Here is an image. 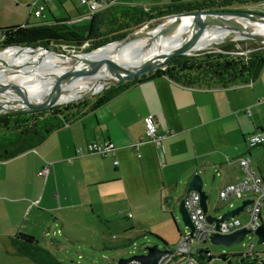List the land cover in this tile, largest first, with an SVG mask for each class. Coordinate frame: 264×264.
<instances>
[{"label": "crops", "instance_id": "crops-1", "mask_svg": "<svg viewBox=\"0 0 264 264\" xmlns=\"http://www.w3.org/2000/svg\"><path fill=\"white\" fill-rule=\"evenodd\" d=\"M21 1L27 5L30 0ZM113 1L148 10L172 0ZM79 5V11L63 18L70 26L91 21L86 6ZM52 18L51 13L46 19ZM9 25L13 24L3 26ZM262 97L264 65L252 80L225 87L186 85L160 75L130 85L55 129L34 148L0 159V264H60L54 258L52 263H36L19 253L11 239L18 233L31 235L51 253L45 244L47 232L52 227L59 232V221L60 233L66 222L78 219L97 230L125 224L122 229L129 235L141 230L136 226L140 222L173 219L174 207L194 173L216 181L218 194L241 179L237 162L241 155L248 156L251 168L264 181V142L246 144L249 135L264 134ZM148 113L162 136L158 143L144 140L142 119ZM102 140L115 146L107 156L84 154L67 161L76 146ZM140 140L136 149L130 147ZM46 163L47 175H37ZM160 223L154 228L159 235Z\"/></svg>", "mask_w": 264, "mask_h": 264}, {"label": "trees", "instance_id": "trees-1", "mask_svg": "<svg viewBox=\"0 0 264 264\" xmlns=\"http://www.w3.org/2000/svg\"><path fill=\"white\" fill-rule=\"evenodd\" d=\"M263 1L193 0L181 2L172 0L148 10L133 3H114L104 11L93 14L90 23L81 27L68 25V19H46V17L42 18L43 21L31 25L25 22L24 26L18 24L0 26V48L27 44L47 46L50 42L61 44L67 41L81 42L82 44L88 40L86 51H90L107 44L110 40L123 38L133 29L140 28L149 20L161 19L168 14L195 9H238V5ZM26 7L29 5L27 4ZM106 26L109 29L119 28L115 32H122L114 35V37H108V33H100V30ZM85 29L88 32L86 38H71L81 34ZM229 47V44L221 47L214 46L190 56L175 55L161 68L111 86L96 94L92 100L88 98L78 101L74 104L75 107L71 112H63L62 107L64 106H56L44 110H17L0 114V159H8L34 148L55 129L73 122L86 112L96 109L130 85L160 75H165L186 85L221 87L238 82H247L255 78L264 65V49L255 47L246 55H240L236 58H230L229 54L218 51V49L229 50ZM149 234L153 236V234ZM154 236L161 243L166 244L160 237ZM11 239L19 253L29 256L36 263L54 262L52 255L41 247L33 236L18 233ZM230 256L234 257V264H255V260L264 264V253L253 249H250L246 255L244 252L230 255L222 253L219 257L230 264ZM197 257L202 260L206 258L205 255H197Z\"/></svg>", "mask_w": 264, "mask_h": 264}, {"label": "water", "instance_id": "water-1", "mask_svg": "<svg viewBox=\"0 0 264 264\" xmlns=\"http://www.w3.org/2000/svg\"><path fill=\"white\" fill-rule=\"evenodd\" d=\"M187 17H192L193 20L185 30L186 33L182 39L177 41L172 47L163 51L161 54L147 61H138L135 59L132 60L121 56H117L115 58L108 55L92 54L95 49L101 48L105 44L90 51L77 53L59 51L41 44L13 45L15 47L29 49L31 52L41 51L43 55L45 52L54 54L64 61L69 67L67 70L59 73L55 77L53 87L50 89L47 96L41 100L33 97L25 87L21 88L14 83L6 85L4 82L5 77L0 75V112L53 108L68 102L76 101L86 96L98 94L111 86L126 81L129 78L154 71L158 68H161L173 56L187 53V49L191 47L192 43L197 38H199V36L201 37V35L209 26L217 25L219 28V26H222V24L234 25L239 23L237 19L247 20L264 25V12L233 8L195 9L166 15L165 18H168L169 21L165 26L162 27V29L156 31V33H152L156 27L152 30H134L129 32L123 38L114 40V42L121 44L124 41L140 37H150L152 40L159 42L160 39L167 36L182 19ZM161 22H163V20ZM244 33H246L244 34V37H249L264 42V36L256 33H249L247 31H244ZM11 67L23 75L41 77L34 73V69H25V67L20 65L19 61L14 59L0 61V70ZM77 76H86L89 78L91 80L89 88L87 90H79L77 96L68 99L72 93L70 89L62 97V94L65 90L63 87H60L62 83L71 82ZM190 191H195L199 194V203L203 209V212L206 213V221L208 223L214 222L217 228L220 222L238 215L246 205L251 203V199H243L239 205L221 213L218 217H216L207 213V194L203 190V178L201 174L194 173L187 182L185 193ZM177 209L184 226L189 228L188 234L191 236L193 234L194 226L190 220L182 198H180L177 202ZM251 232L252 231L250 229L240 228L227 234L213 233L209 237V241L212 244L229 246L242 241L245 234ZM252 233L256 236L257 244L264 243L263 221H261V223ZM144 250L145 252L142 254L132 255L130 257L120 259L118 264H124L131 260L137 261L139 264H158L161 258L170 252L166 244L158 246L156 243L145 246ZM205 252V249L199 250V253ZM211 259V256L207 258L208 261Z\"/></svg>", "mask_w": 264, "mask_h": 264}, {"label": "rangeland", "instance_id": "rangeland-1", "mask_svg": "<svg viewBox=\"0 0 264 264\" xmlns=\"http://www.w3.org/2000/svg\"><path fill=\"white\" fill-rule=\"evenodd\" d=\"M80 8L81 6L79 5V0H52L50 2H47L44 14L47 15L46 18H51L52 13V16L55 19H63L68 15H73L75 11H79ZM238 9L264 12V1L259 3L248 2L242 5H238ZM164 18L165 16L161 19L149 20L140 28L133 29V31L152 30ZM15 21L17 23H13ZM39 21L41 22L43 20L41 18L34 17L31 14L30 8L26 7V5L21 0H0V26L6 24H18L24 26L25 22H27L28 25H31ZM116 30H119V28L109 29L108 26H106V28L100 30V33H108V37H114V35L120 34V32H122H115ZM87 34L88 32L85 29L81 34L71 38L82 39L86 38L85 36ZM112 41L114 42V40H110L109 42ZM88 42V40L87 42H83L82 44L81 42L77 44L76 42L70 41L61 44L50 42L47 47L59 51L77 53L85 52ZM228 44L230 45V47L228 48L229 50L218 49V51L229 54L230 58H236L240 55H246L243 53L245 49H253L255 47L264 49V42L262 41L249 37L235 38L233 36H229L225 39H222L221 41L213 42L206 47L200 48L196 51L184 53L183 55L190 56L200 51L208 50L214 46L221 47L227 46ZM66 92H68V89L64 90L62 95L64 96ZM78 92H72L71 94H78ZM95 95L86 96L76 101L68 102L59 106H64L62 107L63 112H71L75 107L74 104H76L78 101H83L88 98L92 100ZM13 111L0 112V114ZM201 176L203 178V190L207 194V213L213 216H219L221 213L229 210L231 207L218 198V194L215 188L216 181L212 183L211 178L208 175L204 174ZM248 196V193H244L240 196H234V198H236V200L233 201L234 207L239 205L241 200L247 198ZM169 213L170 209H167L165 215H169ZM245 216L246 215L244 213H241L239 217L241 218V220H244ZM262 219L264 223V206L262 207ZM77 220L78 219H72L70 220V222H66L65 228L61 233V221L57 223L58 227H56L59 232H56V229L54 227H52V229L47 232L45 244L48 248L51 249L50 254L59 263L61 262L60 264H118V261L120 259H124L132 255L142 254L143 252H145L144 247L147 245L156 243L158 246H162L163 243H161L154 235L158 237L160 236L162 240L167 244V247H173L179 240V232L184 233L187 231V227L184 226L181 220V216L178 212L177 206L174 207L173 219L169 217V220L167 221H158L154 219V221L150 223L140 222L136 226L137 228H141V230L129 233V235H126L122 229L125 224H114L110 227V229L104 227V229L97 230L94 225L84 224L83 221L77 222ZM158 222H162L158 225L160 226L159 233L161 235L154 232L156 230L154 228H156L155 226H157L155 224ZM149 233L153 234V236ZM202 245L208 248L211 253L212 259L208 261L206 258L202 260L197 257V264H227V262L223 261L221 257H219L220 254L226 253L227 255H230L232 253L245 251L250 247L255 251L264 253V243L257 244L256 236L252 234L245 235L242 241L231 244L229 246L212 244L209 241H206ZM234 262V257L230 256V264H234Z\"/></svg>", "mask_w": 264, "mask_h": 264}, {"label": "built area", "instance_id": "built-area-1", "mask_svg": "<svg viewBox=\"0 0 264 264\" xmlns=\"http://www.w3.org/2000/svg\"><path fill=\"white\" fill-rule=\"evenodd\" d=\"M48 1L49 0H30L28 5L31 14L36 18H44V11L46 9ZM79 2L82 5L86 6L90 15H93L104 11L106 8L112 5L114 1L79 0ZM253 49H245L243 53L247 54ZM262 99H264V97H262ZM142 120L144 125V140L146 142L158 143L161 140L162 136L156 131L153 114H146ZM139 142H142V140L132 142L130 144V147L136 149ZM263 142V133H253L246 137V144L248 147L260 145ZM114 149L115 146L110 141L102 140L86 142L82 145L76 146L73 156L67 158V161L70 162L73 157L84 154H97L100 156H107L108 153L112 152ZM237 162L242 170L241 179L239 181L228 183L223 188H221L218 192V198L224 203L228 204V206H230L231 208H234V196H240L244 193H248L249 196L247 198L251 199V203L249 205H246L238 215L220 222L217 228L214 222L208 223L206 221V213L203 212V209L199 203V194L195 191L186 193L182 197V199L184 206L189 214L190 220L194 226L193 234L189 236V228H187V231L184 233L180 232L179 240L177 241V243L173 247H168L170 252L164 255L158 264H197V255H205L206 258L211 256L208 248L204 247L202 244H204L206 241H209V237L213 233L227 234L240 228L250 229L253 232L261 223V221H263L262 207L264 206V181L251 168L248 156H238ZM113 163L116 164L117 160H114ZM48 170L49 163H46L37 172V175L45 177L48 173ZM241 213H244L246 215L244 220H241V218L239 217ZM252 232L247 234L254 235ZM200 249H205L206 252L199 253ZM250 249L251 247L247 248L245 251L240 252H244V255H246V253H248ZM124 264H139V262L131 260ZM255 264L262 263L259 260H255Z\"/></svg>", "mask_w": 264, "mask_h": 264}, {"label": "bare ground", "instance_id": "bare-ground-1", "mask_svg": "<svg viewBox=\"0 0 264 264\" xmlns=\"http://www.w3.org/2000/svg\"><path fill=\"white\" fill-rule=\"evenodd\" d=\"M192 20V17L182 19L176 27L169 32L167 36L160 39L159 42L152 40L150 37L133 38L121 44L118 42H110L101 48L95 49L92 54L108 55L115 58L121 56L132 60L147 61L172 47L177 41H180L185 35V30L191 24ZM168 21V18L163 19V22L159 23L152 33H156V31L162 29ZM237 21L240 24H222L219 28L217 25L209 26L201 37L199 36V38L192 43L191 47L187 49V53L199 50L200 48L206 47L213 42L221 41L229 36L235 38L244 37V34H246L244 31L264 36V25L241 19H237ZM13 59L19 61L20 65L25 67V69H34V73L41 77L23 75L11 67L0 70V75L5 77V84L14 83L21 88L25 87L33 97L40 100L45 98L53 87L55 77L69 67L60 58L48 52H45L43 55L41 51L31 52L29 49L15 46H9L0 50V61ZM90 84L91 80L86 76H77L71 82H63L60 87H63L65 90L71 89V92H78L79 90H87ZM77 95V93L71 94L68 99Z\"/></svg>", "mask_w": 264, "mask_h": 264}, {"label": "flooded vegetation", "instance_id": "flooded-vegetation-1", "mask_svg": "<svg viewBox=\"0 0 264 264\" xmlns=\"http://www.w3.org/2000/svg\"><path fill=\"white\" fill-rule=\"evenodd\" d=\"M207 259V258H206Z\"/></svg>", "mask_w": 264, "mask_h": 264}]
</instances>
